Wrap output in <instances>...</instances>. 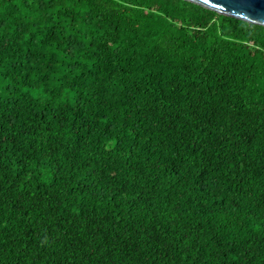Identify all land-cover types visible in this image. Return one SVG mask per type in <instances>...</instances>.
Masks as SVG:
<instances>
[{"label": "trees", "instance_id": "obj_1", "mask_svg": "<svg viewBox=\"0 0 264 264\" xmlns=\"http://www.w3.org/2000/svg\"><path fill=\"white\" fill-rule=\"evenodd\" d=\"M0 264H264V26L0 0Z\"/></svg>", "mask_w": 264, "mask_h": 264}, {"label": "water", "instance_id": "obj_2", "mask_svg": "<svg viewBox=\"0 0 264 264\" xmlns=\"http://www.w3.org/2000/svg\"><path fill=\"white\" fill-rule=\"evenodd\" d=\"M219 14L264 26V0H188Z\"/></svg>", "mask_w": 264, "mask_h": 264}]
</instances>
